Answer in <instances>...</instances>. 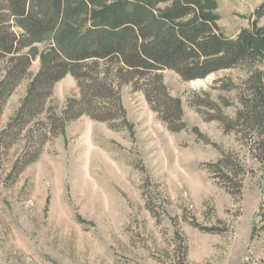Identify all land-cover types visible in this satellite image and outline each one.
<instances>
[{
    "label": "rangeland",
    "instance_id": "obj_1",
    "mask_svg": "<svg viewBox=\"0 0 264 264\" xmlns=\"http://www.w3.org/2000/svg\"><path fill=\"white\" fill-rule=\"evenodd\" d=\"M217 4L226 37L264 28V0ZM40 66L38 55L30 74ZM257 70L263 59L194 80L164 69L184 129L126 84L127 121L82 115L38 153L43 122L80 91L66 75L23 125L22 80L0 99V264H264V131L249 119ZM5 72L0 60V81Z\"/></svg>",
    "mask_w": 264,
    "mask_h": 264
},
{
    "label": "trees",
    "instance_id": "obj_2",
    "mask_svg": "<svg viewBox=\"0 0 264 264\" xmlns=\"http://www.w3.org/2000/svg\"><path fill=\"white\" fill-rule=\"evenodd\" d=\"M217 8V0H0V60L6 63L0 99L29 77L18 112L26 125L44 111L59 80L75 77L79 97L70 99L62 117L46 118L37 153L82 115L111 122L121 114L126 120L120 93L126 84L141 89L172 130H182L181 101L170 94L162 70L194 80L264 60V28L228 38L217 24ZM41 43L46 47L38 52ZM38 55L40 69L31 75ZM249 79V119L264 131V73L257 70ZM261 216L264 221V208Z\"/></svg>",
    "mask_w": 264,
    "mask_h": 264
}]
</instances>
